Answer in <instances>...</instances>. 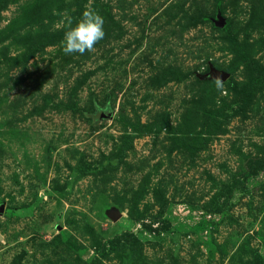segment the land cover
Here are the masks:
<instances>
[{"label": "rangeland", "instance_id": "374dc122", "mask_svg": "<svg viewBox=\"0 0 264 264\" xmlns=\"http://www.w3.org/2000/svg\"><path fill=\"white\" fill-rule=\"evenodd\" d=\"M1 204L0 264H264V0H0Z\"/></svg>", "mask_w": 264, "mask_h": 264}, {"label": "clouds", "instance_id": "9594fccd", "mask_svg": "<svg viewBox=\"0 0 264 264\" xmlns=\"http://www.w3.org/2000/svg\"><path fill=\"white\" fill-rule=\"evenodd\" d=\"M69 25L62 40V50L66 54L80 53L91 50L94 44L103 39L104 19L94 11H84L81 18L73 25L71 17L67 18ZM217 89H222V81L217 78L215 81Z\"/></svg>", "mask_w": 264, "mask_h": 264}, {"label": "water", "instance_id": "95a60500", "mask_svg": "<svg viewBox=\"0 0 264 264\" xmlns=\"http://www.w3.org/2000/svg\"><path fill=\"white\" fill-rule=\"evenodd\" d=\"M221 25L223 26L224 24L222 23ZM206 77L208 79H217V78H219L220 80L225 81L228 78V75L223 73V72L212 70L210 72V74H208ZM4 209H5V206L3 204H1L0 205V214H3Z\"/></svg>", "mask_w": 264, "mask_h": 264}, {"label": "trees", "instance_id": "16d2710c", "mask_svg": "<svg viewBox=\"0 0 264 264\" xmlns=\"http://www.w3.org/2000/svg\"><path fill=\"white\" fill-rule=\"evenodd\" d=\"M91 264H98V262H97L96 259H94V260L91 261Z\"/></svg>", "mask_w": 264, "mask_h": 264}]
</instances>
